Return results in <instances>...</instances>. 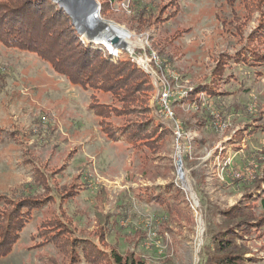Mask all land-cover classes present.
<instances>
[{"label": "rangeland", "instance_id": "374dc122", "mask_svg": "<svg viewBox=\"0 0 264 264\" xmlns=\"http://www.w3.org/2000/svg\"><path fill=\"white\" fill-rule=\"evenodd\" d=\"M56 1L49 0L54 6ZM68 1L80 24L58 6L66 16L63 21L53 20L46 6L37 15L54 31L38 38L47 42L41 49L48 56L58 54L61 71L70 67L64 61L70 47L63 54L67 45L55 32L57 26L62 37L85 45L96 41L87 42L78 25L86 32L101 31L82 0ZM101 1L92 0L96 20L128 42L115 57L118 62L132 63L131 53L136 61L150 59L147 54L153 51L164 63L162 80L172 94L189 93L212 76L219 84L216 91L226 95L220 109L203 108L205 103L196 109L172 99L179 126L206 121L185 135L180 131L177 139V124L164 119L154 103L160 84L155 76L160 75L153 62L152 75L144 72L153 92H140L142 103L122 106L104 91L71 84L41 57L15 48V40L1 34L0 242L10 204L29 197L22 202L33 208L22 212L25 223L0 264H108L111 250L121 257L133 253L143 264H198L207 243L209 205L226 210L240 204L242 209L247 191L259 182L245 212L250 210L255 220L264 213V0H119L107 10ZM145 6L153 9L152 23L140 29L134 12ZM253 54L256 65L247 66L243 55ZM96 109L106 117L98 118ZM163 128L172 134L164 138ZM185 152L189 161L181 166L179 178L176 162ZM171 182L184 193L189 223L181 215L180 225L168 217L164 224L166 209L148 197L150 189ZM124 212L126 218L118 216V225L98 242V215ZM72 240L77 245L70 250ZM239 243L247 249L242 264H264L263 227Z\"/></svg>", "mask_w": 264, "mask_h": 264}, {"label": "trees", "instance_id": "16d2710c", "mask_svg": "<svg viewBox=\"0 0 264 264\" xmlns=\"http://www.w3.org/2000/svg\"><path fill=\"white\" fill-rule=\"evenodd\" d=\"M0 2L3 3L0 6V11L4 12V18L7 15H12L14 17L6 20L3 18L2 14H0V37L1 34H6L7 37L15 40L17 44H14L15 48L33 54L35 53L47 64H50L54 72L64 75L71 84L83 88L94 87L97 90L104 91L113 96L122 104V106L132 105L135 102L142 103L139 93L153 92L150 79L144 72L135 67V65L127 60L118 62L119 60H116L118 57L112 58L100 45H94L93 43L85 45L75 38H69V40H67L68 38L62 37L64 36V33H61L57 26L55 32L58 33L61 42H65V45H67L66 49L62 50L63 54L66 53V50H68L67 48L70 47L68 57L64 60L65 62L70 63V67L65 68V70L62 68L61 71L57 68V64H60V60L57 58L58 54L56 53V57L54 55L50 56V54L48 56L41 49L46 46L47 42L38 41V38L47 32L48 36L51 37L54 31L50 32L47 24L43 23V17H37V15L41 9L46 11V8H48L50 15L53 16V20L60 19V21H63L66 16L62 14V10L58 9L57 6L50 4L49 0H0ZM116 2H119V0H102L99 2V5L102 7V10H107L108 7ZM45 6L46 8H44ZM152 10L151 7L145 6L141 12H134L135 18L133 19V22L137 25V28L143 29L144 27L147 28L151 25V19L153 17ZM38 31H40V34H37ZM0 39L4 38L1 37ZM60 40L58 39V41ZM156 46H158V44H156ZM161 48L162 46H159V48L156 49V52L160 56L162 54ZM253 56L256 55H243L244 62L247 66L251 67L256 65ZM166 59L169 61L168 58ZM262 62H264V56H262ZM95 63L96 67L94 66ZM240 65H244V63H240ZM163 66L164 63H161V68H163ZM210 78L211 79L204 81V83H199L193 90L187 93V96L180 100V104L189 102L191 105H194L196 109H200V107L203 106V103H205L203 108L210 106L215 109H220L219 103L222 102L226 93L220 92V90L216 91L219 84L214 82L212 76H210ZM224 81H228V78ZM201 95L206 98L204 102L201 100ZM105 114L106 113H102L96 109V116L98 118L106 117ZM203 116L207 120L211 117L208 112ZM195 117L196 116H193L192 118ZM183 123L184 122H181L180 131L185 135L184 133L189 128L197 129L198 126L202 127L206 121H204V119L197 120L196 126L190 124L189 120L188 122ZM104 133L107 134L106 132ZM169 133H171L170 130L164 129L160 135H163L165 138ZM181 140L182 139L179 141L181 142ZM194 143L196 145L199 142L194 141ZM185 146L186 142L184 141L182 146L183 149H185ZM181 160L182 165L189 161L187 152L182 155ZM258 183H256V187H252L249 192L247 191L249 197L247 196L245 202L243 201L244 204L242 205V209L240 208V204L238 206L234 205L226 210L220 209L214 205H209L211 208L206 211V215L210 216V219L205 221V226L207 227V243L202 247L203 256L198 264H242L244 260L243 257L247 254V249L239 243V241L243 242L245 235L251 234L254 229L260 227L264 228V213L261 217L255 220L251 217L250 210H247L248 213L245 212L247 209L246 201L248 198L251 199L250 192L255 188L259 189V186H257ZM166 189H168V191H166ZM171 190H173L174 193L171 192ZM168 193L169 195H167ZM148 195L151 201L157 202L158 206L166 209V217L162 219L164 224L168 217L174 221L176 219L177 224L180 225L181 215L187 216L186 222L189 223L191 221V216L189 215L190 210L187 206L188 204L184 193L176 184L171 182L163 189L160 187L152 188L148 192ZM27 200H29V197L17 201V203H12L8 209L4 211L7 215L4 222L3 236L0 242V256L9 255L12 250L11 247L16 243L15 239L25 223V220L22 218L24 211L33 208V206L29 207L26 205L27 202H22ZM263 200L264 199L261 200V204H263ZM201 201L202 200L200 199V202ZM60 216L63 217V215ZM118 216L126 218V213L124 212L121 215L116 213L98 215L96 218V225L100 228L98 242L103 243L102 236L109 234V232L118 225ZM160 227H162L163 230H166L167 226ZM244 229L248 230L244 231ZM256 231L262 232L260 229ZM136 234L138 235V232ZM141 238H144V236ZM70 244V250L76 249L74 246L77 245V242H73L72 240ZM96 253L97 255L99 254L97 250ZM108 261V264H143L141 260H134L133 253H129V255L125 254L121 257L118 252L114 253V250H111ZM165 263L169 264L168 261Z\"/></svg>", "mask_w": 264, "mask_h": 264}, {"label": "built area", "instance_id": "2783aa9c", "mask_svg": "<svg viewBox=\"0 0 264 264\" xmlns=\"http://www.w3.org/2000/svg\"><path fill=\"white\" fill-rule=\"evenodd\" d=\"M128 37L130 38V36L128 35ZM110 42V41H109ZM108 42V43H109ZM96 45H100L104 48L105 52L111 56V57H118V53L121 51L120 48H116V46L109 44H105L104 42H98L96 43ZM111 46V47H110ZM129 52V51H127ZM148 57H151L150 59H146L143 60L142 58H139V61H136L135 58L132 57V53L131 56H129V59L131 60L132 63H136V65H138V67L145 72L146 74H148L149 76L152 75L153 71L149 65V63L153 62L154 63V70L155 73L157 75H160V77L155 76V81L160 82V84H158L155 88H156V97L154 100L155 106L157 108V110L160 112L161 116L166 119V120H170V121H175V135L177 136L176 138L179 139L181 138L180 135V126L177 123V121L175 120V115L173 113L172 107L170 106V101L172 99H183L184 97L187 96V93H180V95L176 94H172V90L170 87V84L166 81V80H162L164 73L162 71L161 68V62H159L158 57L155 56L156 54L153 51H150L148 54Z\"/></svg>", "mask_w": 264, "mask_h": 264}, {"label": "bare ground", "instance_id": "6f19581e", "mask_svg": "<svg viewBox=\"0 0 264 264\" xmlns=\"http://www.w3.org/2000/svg\"><path fill=\"white\" fill-rule=\"evenodd\" d=\"M82 1L84 2V5L86 6V8L89 9V12H90L89 18L91 19L92 23H97L98 25H100L101 31L98 34L96 32H86L85 28L81 27V25L80 26L78 25L77 29H78V31H80V34H82V36L86 40H88L90 42L96 41V43L97 42H104L105 44H109L108 42L110 41V39L116 38L118 48L128 47L127 40L118 39L115 35V32L110 29L109 24L96 20L97 19L96 14H94L96 7L94 6L93 2L91 0H82ZM63 10L71 15V18L74 20L75 24L79 22V19H77L75 6L72 7V6L64 5ZM79 24H80V22H79ZM180 176L182 177L183 175H181V173H180L179 178H180Z\"/></svg>", "mask_w": 264, "mask_h": 264}, {"label": "water", "instance_id": "95a60500", "mask_svg": "<svg viewBox=\"0 0 264 264\" xmlns=\"http://www.w3.org/2000/svg\"><path fill=\"white\" fill-rule=\"evenodd\" d=\"M92 1V0H91ZM66 3H69L68 0H57L55 2V4L59 7V8H63L64 5H68ZM111 45H116L117 44V39H110V42H109ZM176 166L178 168V173H182L181 172V166H182V163H181V160L179 159V161L176 162Z\"/></svg>", "mask_w": 264, "mask_h": 264}, {"label": "crops", "instance_id": "0c3cea01", "mask_svg": "<svg viewBox=\"0 0 264 264\" xmlns=\"http://www.w3.org/2000/svg\"><path fill=\"white\" fill-rule=\"evenodd\" d=\"M190 158H191V156H190ZM237 176H239V174H237Z\"/></svg>", "mask_w": 264, "mask_h": 264}]
</instances>
